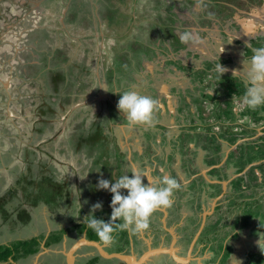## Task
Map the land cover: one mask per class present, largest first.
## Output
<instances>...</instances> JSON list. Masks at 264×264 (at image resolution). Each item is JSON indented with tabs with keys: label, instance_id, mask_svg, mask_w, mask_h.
Wrapping results in <instances>:
<instances>
[{
	"label": "flooded vegetation",
	"instance_id": "flooded-vegetation-1",
	"mask_svg": "<svg viewBox=\"0 0 264 264\" xmlns=\"http://www.w3.org/2000/svg\"><path fill=\"white\" fill-rule=\"evenodd\" d=\"M98 1L99 5L101 4L98 10L90 7L92 2L90 0L83 8L73 6L68 12L69 17L65 19L66 25L76 32L98 15L100 39L103 37L102 33H110V36H114V40L110 37L104 42L98 41L96 32L86 35V38L80 34L77 37L81 42L77 46L73 45V51L66 38V47L56 48V40L61 43V34L58 30L61 28L57 26L54 15L49 17L47 12L37 11L30 0H27L24 6L13 0L9 4L12 8L11 15L15 16L16 12L23 11L21 16L14 18L12 27L5 29L8 36L5 39L8 43L4 47L8 52L7 56L12 59L10 75L12 79L17 76L16 81L20 91L23 90L22 86L29 85V80L32 78L45 86L42 97L53 111L41 107L44 112L34 123L37 130L33 132V136L35 140L44 136L51 137L47 149L50 154L53 151L56 153L52 154L53 156L45 153L38 157L39 153L33 150L32 145H24L25 143L20 140L21 136L5 135L11 124H8L9 127L3 124V128H0L2 131L0 141L5 140L10 144L8 149L13 155L8 161H0L3 165L5 162L8 168L9 163H13L12 168L9 169L13 179L5 185L6 191L17 184L22 171L26 174L32 173L33 177H36L35 169L44 168L41 165L44 163L49 169L54 170L58 180L68 179L65 193H69L71 197L74 193L73 205L74 199L76 201L78 198L80 207L85 208L84 211L89 215L92 205L98 202L97 196L91 193L93 189L97 195L105 193L106 200L111 201L110 192L96 187L101 178L114 180L118 175L127 173L131 175L129 172L132 168L141 172L148 171L149 176L155 180L163 175H171L181 185V188L174 193L172 212L174 209V213H177L185 203L196 201L195 199L197 203L195 205L190 203L194 213L186 216L185 224L180 226L185 227V232L178 230L174 239L171 235L167 236L169 245H172L171 242L178 243L181 248H187V252L201 249L203 258L200 260L203 264H251L252 262L263 264L264 258L258 256L254 258L252 250L254 246L260 247L262 240L251 239L248 225L244 226L247 233H242L239 239H235L233 233L240 232V229L232 230L229 221L225 226H219L221 221L219 217L224 216L226 220L225 216L232 217L234 212L238 211L230 207V202L233 200L247 202L264 199V195L263 198H260L262 195L258 198L245 197L234 185L243 178L246 185L241 190L246 191L255 181H258L257 184L264 182V171H262L264 170L262 168L264 117L261 120L257 118V114L262 111L254 114L251 111L247 112L249 108L243 103L245 88L239 87L241 83L246 86L243 75L223 73L220 76L215 71L217 64L228 66L235 61L234 58L219 54L211 55L204 50L205 48L201 49L200 41L204 36H208L212 45L216 44L219 37L223 38L224 42H235L238 47H242L247 62L253 48L264 46V0ZM107 5L108 13H106ZM114 5L119 8L121 5L123 9L114 10ZM144 13L148 21L142 18ZM160 15L164 23L158 20ZM189 29L200 37L198 42L186 44L179 40L178 33ZM35 37L39 39L46 37V39L38 41L34 39ZM117 41L120 44L122 42L123 51L117 55H109L111 45L116 44ZM133 43H138L136 47L139 49L143 48L138 55L131 54ZM89 47H96L98 52L104 50L108 53L101 60L106 64V68L105 73L101 70L100 76L94 74L92 66H84L92 59V57L88 58L86 52V50L89 52ZM98 48L101 50L99 51ZM131 56H138L139 60L134 61ZM40 57L42 64L37 63ZM72 58H76L75 63L80 58L79 62L84 67L78 71L77 66H74L75 72H71L68 63ZM47 64L50 65L49 69H45ZM29 69L35 72L30 73ZM59 72L62 74L66 72L65 74L71 79L68 80V77L55 79ZM99 78L102 81L108 80L107 89L97 86L96 80ZM168 88L169 95L166 91ZM125 90H135L150 95L158 101L157 123L154 127L127 125L122 113L117 109L120 94L116 93ZM22 94L23 92L20 93ZM21 97L15 99L19 101L22 100ZM169 99L178 103V120L182 118L179 120L182 129L179 136H169L161 123L163 116L161 100L165 103V100ZM232 99L237 103L238 114L236 117L229 114L226 119H222L221 114L217 115L220 107L223 105L227 108L226 103ZM36 102L37 97L32 105H37ZM59 105L68 109L62 112L59 110ZM215 105H218L217 109ZM64 114H66L65 118H63ZM246 116H249V121ZM245 119L246 122H241ZM100 121L102 124H99ZM221 124L223 127L220 126ZM118 125L127 126L124 137L117 135L115 128ZM187 128L189 131L184 132ZM128 132L133 134L128 135ZM186 133L190 135L187 136ZM104 138L108 139L105 143L102 142ZM70 139L74 142L70 143ZM98 139L101 141L96 145L94 140ZM91 140L93 141L91 144L96 148L95 150L90 148L89 151L86 145ZM225 141H228L227 151L224 146ZM254 144L257 145L256 149H252ZM214 147L219 149L213 150ZM212 153L214 155H211ZM202 155L208 157V160L213 156L218 159L210 162L212 165L210 173L214 176L209 179L210 181L206 180V172L199 166V157ZM57 160H65L68 169L64 170ZM229 169L235 173L231 180L229 178L232 170L229 173ZM250 171L258 172L259 177L253 179L248 186L247 182L250 179L246 175L251 174ZM215 175L220 177L223 175V177L216 179ZM224 176L228 181H224ZM200 178L206 182L203 183ZM196 181L200 183L193 188ZM145 182H147L146 177ZM224 184L228 186L227 191H224ZM213 187H219L220 190L215 192ZM206 194L209 198H217L218 204L214 209H209L210 203H205L204 206L202 199ZM222 199H225V202ZM220 200L223 203L219 202ZM83 201L92 202H89L90 208H86ZM65 207V202L60 201L58 208ZM247 208L248 206L244 210L248 211ZM110 210L111 208H106L108 213ZM242 213L238 211V215ZM95 214L105 216L101 209L96 210ZM83 220L76 219L79 223ZM157 224L154 220L149 223L159 237L163 232L161 225ZM85 232L88 237L87 230L83 233ZM128 234L127 244H131V234L129 232ZM114 239L123 240L125 243L126 238ZM137 241L138 243L135 240L136 247L144 245L142 240ZM175 249L172 248L169 252L174 254L171 260L176 264H198L196 256L188 261V253L183 255L182 251L176 249L175 252ZM208 253L210 255H207ZM142 254H145L144 251ZM176 257L182 261L177 263ZM208 260H213V263H207Z\"/></svg>",
	"mask_w": 264,
	"mask_h": 264
},
{
	"label": "crops",
	"instance_id": "crops-1",
	"mask_svg": "<svg viewBox=\"0 0 264 264\" xmlns=\"http://www.w3.org/2000/svg\"><path fill=\"white\" fill-rule=\"evenodd\" d=\"M92 1L90 3V7L93 9H99L101 4L99 5L98 0H90ZM88 2V0H30L31 5H34V8H36L37 11L47 12L49 17H52L54 15L55 20L57 21V26H59L61 29H58L61 34V43L57 39L56 40V48L62 49L63 47H66L65 44V38L69 41L70 46L72 47L73 51V45L77 46L81 41L78 39V35H82L84 38H86V35L96 32L95 36L98 38V41L104 42L106 38H110L114 40V36H110V33H102L103 37L100 39V32H99V23H98V15L93 17V19L89 20V24L84 25V27H81L80 29L72 30L66 25L65 19L69 17V11L70 9L75 6L76 8H83L85 4ZM120 8L123 9V7L120 5ZM119 7H116V5L113 6L114 10L119 11ZM109 6L107 5V12L108 13ZM44 12V13H45ZM100 17V16H99ZM142 18L144 20L148 21L146 18V13L142 15ZM83 24V22H81ZM94 27V30H93ZM71 31H73L71 33ZM89 36V35H88ZM77 39V43H75ZM210 37L204 36L202 38V41H200L201 49L205 48L208 53L211 55H221L223 57H231L234 58V62L230 63V65L224 66L227 71L224 73H229L233 75L234 71H238L234 75H243L247 71V62L245 61V57L243 54V50L238 47V45L234 42H229L223 40V38L219 37L216 44L212 45L209 41ZM240 48V49H239ZM56 49V52L58 50ZM99 51L101 48H98ZM86 50V49H85ZM81 52V50H79ZM88 58L92 57L91 60H88L87 64H84L85 67L92 66L94 74H97L100 76L101 70L105 73L104 69L106 68V64L103 63L101 60L104 56H106L105 51L101 50L100 52L97 51L96 47H89V52L86 50ZM98 57V58H97ZM76 58H72V61L68 63V67H71L69 69L71 72H75L74 66H77V70L79 71L82 69L81 62L77 61L75 63ZM34 63V62H33ZM39 63V61H37ZM50 65L47 64L45 69H49ZM86 70V69H85ZM62 74L59 72V75L55 74V79H65L68 76L65 74ZM71 79L68 77V80ZM96 84L98 87H102L104 89L108 88V80H101L99 78L96 80ZM178 84V83H177ZM58 86V85H57ZM72 90V88H70ZM167 94H170L169 88L166 90ZM160 93V91H159ZM161 94V93H160ZM159 94V95H160ZM161 96V95H160ZM102 96H100L101 98ZM79 100V99H78ZM163 112H162V120L161 123L165 126L167 133L169 136H179L180 132L182 131L181 125L178 120V103L172 101L171 99L165 100V103L163 100H161ZM117 131V135L119 136H125V132L127 131V126L124 125H118V127L115 128ZM133 132H128V135H132ZM118 136V137H119ZM228 141H225V147L227 151V144ZM208 157L202 155L199 157V166L202 171L205 173L206 180L210 181L209 179L214 177L210 173V169L212 168L210 165V162H207ZM233 169V168H232ZM232 169H229V173ZM209 170V171H208ZM233 170L231 171L230 180L235 176ZM220 175V174H219ZM217 178H222L218 175ZM150 179L155 180L154 178L150 177ZM227 178L224 176V181ZM229 180V182H230ZM148 182V181H147ZM224 191H227L228 186L224 184ZM204 206L205 203L208 204L209 209H214L216 205L218 204L216 197H211L206 194L203 197ZM206 200H209V202ZM190 200H188L189 202ZM46 206L47 211L49 214L45 213V216L43 217V221L40 222L44 229L40 230L38 228V231H34L32 225L29 226H23L24 224L21 222H17L16 220L13 221H7L6 223H0V245H7L11 244L16 241H24V240H31L33 238H39L41 243L39 245L38 252L30 255H24L20 254V256H11L7 260L0 261V264H176L174 261L171 260V258H174V254H172L170 249L176 248V244L172 243V245L166 244V239L168 235H171L173 239L176 233H178L179 227L182 226L185 220L186 216L192 215L194 213V209L192 210V207L190 203L183 206L181 210H179L177 213H173L171 207L170 208H158L153 214L152 219L158 226L161 225L162 234L161 236H157L156 232L152 229V226L149 225L148 229L141 231L137 234L130 235L131 238V244H125L123 240H115L113 238L112 242L109 244H105L102 241H98L99 245H96L91 242H84V238H87V240H90L86 232L83 234H80L77 232L76 235L71 234L70 232L73 226H60L55 227L51 224L49 221L56 216L54 213H60L61 211H52L46 204L40 203L36 207H34L35 210L39 208L40 206ZM199 205V204H198ZM205 208V207H204ZM31 210V209H30ZM17 215V214H16ZM205 216V215H204ZM14 218H17L13 216ZM57 217V216H56ZM204 219V218H203ZM34 220V215H31V219ZM29 220V221H30ZM29 221L25 222L27 224ZM83 222V221H82ZM62 223V222H61ZM79 223L78 221L75 222ZM17 224L15 227L14 225ZM74 225V226H75ZM22 226V227H21ZM27 227V228H26ZM31 230L29 234L27 232ZM64 229L65 234L63 235L61 241L53 242L50 245H48L47 241L50 237V235L54 232H58L60 230ZM28 230V231H27ZM33 231V233H32ZM26 232V233H25ZM26 234V235H25ZM71 234V235H70ZM129 237V234H128ZM72 239L74 241H72ZM135 240H142L144 245L141 247H136ZM158 241V242H156ZM130 245V247H128ZM86 250V251H85ZM149 251H152L151 256H145ZM176 252V249H175ZM22 253V251H21ZM118 253H122L124 255L128 256V260L116 257L114 255H118ZM180 253V252H179ZM191 253L194 256V252L190 251L189 254V260L191 258ZM95 262H94V261ZM139 261V262H138ZM180 261H177L179 263ZM198 264H201V260H197ZM203 264V263H202Z\"/></svg>",
	"mask_w": 264,
	"mask_h": 264
},
{
	"label": "rangeland",
	"instance_id": "rangeland-1",
	"mask_svg": "<svg viewBox=\"0 0 264 264\" xmlns=\"http://www.w3.org/2000/svg\"><path fill=\"white\" fill-rule=\"evenodd\" d=\"M12 0H0V38H2V40H0V128H3V124H6L8 127V124H11V127H9V129H7V131H5V135H15V136H21V139L25 144L24 145H32V148L34 151L39 153L38 157H41L43 154L45 153H49L48 149H47V144L49 143L48 141L51 139V137L44 136L43 138H40L38 140H35L34 136H33V132L35 130H37L36 126H35V122L38 121V119L40 118V116L42 115V113L44 112V110L41 107H45L47 110L50 109V111H53V109H51V107H49L50 105L47 104L46 101H44L43 97H42V92L44 93V87L42 85V82H36V80H34V78L29 80V85L27 84L26 86H22L23 90L20 91V87L17 86V76H15L13 79L11 78L10 72H12V67H11V63H12V59L11 57L7 56V51L5 50L6 47H4L5 44L8 43L7 39L8 36L5 32V29H10L12 27V22H14V18H18L19 16H21L23 14V11H18L15 13V16L11 15L12 12V8H10L11 5H9L11 3ZM15 2H18L19 4H23L26 3L27 0H13ZM11 11V12H10ZM45 12V11H44ZM39 20V19H38ZM159 21H161V23H164V19L163 17L160 15V19H158ZM138 27V25H137ZM34 39H38V41H45L46 37H41L40 39L38 37H35ZM128 42V41H127ZM127 42L125 43V47L127 46ZM264 42V41H263ZM48 44H51L50 41H47ZM235 43V42H234ZM261 44V43H260ZM122 42L121 44L117 41L116 44H112L110 49H109V55L113 54V55H117V53H119L120 51H123L121 49H123L124 47L122 46ZM138 45V43H133V49H131V54L134 55H138L139 51L143 50L139 49L138 47H136ZM263 45V43H262ZM51 46V45H50ZM105 54H108L107 52H105ZM131 59L133 58L134 61H138L139 57L138 56H131ZM79 59H77V61H79ZM115 60L117 61V59L115 58ZM132 61V60H130ZM40 64L43 63L41 57H40ZM30 73H34L35 71L29 69ZM49 84V82H48ZM59 86V84H56ZM235 85V84H234ZM51 87V84L49 85ZM237 86V84H236ZM43 87V88H42ZM240 89H244L245 87L243 86V84H239ZM39 88V89H38ZM48 88L46 86V91L48 92ZM27 91V92H26ZM23 92L22 95H20V93ZM243 92H245L243 90ZM10 96V98H9ZM24 96V97H21ZM22 98L19 99V101H17V99L15 98ZM37 97V105L33 106V102L34 99H36ZM24 101V102H23ZM39 101V102H38ZM227 108H225L223 105L220 107V112L217 114L220 116V114L223 116L222 119H226V117L229 116V114H233L234 117L237 116L238 112L236 111V106L237 103L235 102V99L230 100V102L226 103ZM240 105H241V101H240ZM216 109L218 108V105H215ZM68 108H66L65 106H61L59 105V110H61L62 112L67 110ZM251 111L253 114L257 113L258 111H262L259 114H257V118L258 120L263 119L264 117V106L258 107L255 110L253 109H247V112ZM41 113V114H40ZM67 114V113H66ZM66 114L63 115V118L66 117ZM246 118L248 119L249 116H246ZM103 119V118H102ZM182 118H180L179 120H181ZM105 121V119H103ZM249 121V119H248ZM241 122H246L245 120H242ZM99 124H102L101 121L99 122ZM98 125V123H97ZM221 127H223V125H220ZM189 128L185 129L184 132H188ZM183 132V133H184ZM0 134H2V131H0ZM187 136H189V133H186ZM1 136V135H0ZM206 136V135H205ZM95 137V136H94ZM96 139V138H95ZM95 144L97 145L98 142H100L101 140H94ZM108 141L107 138L102 139V142H106ZM74 142L73 139H70V143ZM93 141L91 140V142L86 145V147L88 148V150H95V146L93 144H91ZM103 143V144H104ZM10 146L9 143H7V141L4 140V142L0 141V161H8L10 159L12 155V153H10V150L8 149ZM99 146V145H98ZM103 147V146H102ZM207 148L209 146H206ZM257 145L254 144V147L252 146V149H256ZM219 149V147H214L213 150ZM6 153L9 154V156L6 157ZM56 152L53 151L51 152L50 155L55 154ZM15 155V154H14ZM211 155H214L213 153ZM53 156V155H52ZM213 160L218 161L217 157L213 156L211 157V159L207 162H212ZM59 165L63 166L62 168L64 170H67L68 168H66V161L65 160H57ZM12 162L9 163V168L6 165V163L4 162V165L1 164L0 162V197L6 192L7 187L5 185H7L9 182L12 181V174L10 173V168H12ZM42 165V164H41ZM45 168V169H44ZM44 168H39V169H35L36 174L40 175V172H42V169L47 172V170H49V168L47 166H45ZM262 168H264V166L262 165ZM264 171V170H262ZM14 172V171H13ZM251 174L247 173V178H249L250 180L247 182L248 186L252 183V180L255 178L259 177V173L256 172L254 173L253 171H250ZM65 174H67V172H64ZM254 173V174H252ZM18 174V173H16ZM31 177V176H29ZM63 178V177H61ZM65 181V182H64ZM200 181H202L203 183L206 182L205 180H203V178H200ZM200 181H196L193 185V188H195L194 186H196L198 183H200ZM63 184L65 185V187H67L68 184V179H63L62 180ZM258 181H255L254 184L252 185V187H250L249 189H246V191H242L240 190L245 197L250 196L248 198H258L262 195H264V182H262L261 184H257ZM1 184L3 185V187L1 188ZM236 185L238 186V182L236 181ZM236 186V187H237ZM215 189V192H218L220 189L219 187H213ZM196 190H194L195 192ZM94 196H97V200L96 201H100L103 204L102 207V211H104L105 216L108 215V212L106 211V208H110L109 204H110V200H106V194H99L97 195L95 192V189L92 190L91 192ZM72 194V193H71ZM252 194V195H251ZM74 193L72 194L73 197ZM78 195V194H76ZM71 197V199H72ZM244 198V197H243ZM193 199H195L193 197ZM245 199V198H244ZM196 201H191V205H195V203H197V199H195ZM223 201L225 199H222ZM241 200V199H240ZM93 201V202H96ZM86 208H90L89 202L83 201ZM219 202H222L221 200ZM225 202V201H224ZM92 203V202H90ZM223 203V202H222ZM231 204V208L234 210H238V211H242V214L238 215V211H235L234 214L231 216L227 215L225 217H227V219L225 220L224 216L219 217L220 224L219 226H225V224H228V221L230 222L231 225V229L232 230H239L240 232H236L233 233L235 239H239L243 234H246V228H244L245 225H248V230H250V237L251 239L255 240V238L257 239H261L262 240V244L260 245V247H255L252 249L253 250V254H254V258L255 256L260 257L261 259L264 258V199L263 200H253V201H247V202H235L234 200L230 202ZM15 205V203L10 202L8 203V206L11 207ZM221 206V205H220ZM248 206V211H245V207ZM73 207V208H72ZM47 207L42 205L39 208L35 209V210H31L30 214L34 215V220H27L28 218L25 216L23 219H18L17 215H15L14 220H16L17 222H21L24 225L23 226H28V224L30 223L34 229V231H38V228L40 230L44 229V226L40 223L43 221V217L46 214H49L47 211ZM85 208H81L80 204L78 203V198L75 201L74 199V205L73 202L71 203V205H66V207L64 209H60V213H54L56 216H54V218H52V220L49 219V221L51 222L52 225H54L55 227H60V226H73L70 232L71 234L76 235L77 232L80 230L76 225V219L77 220H83L85 216L88 215L87 211H84ZM174 209H173V213H174ZM220 211V210H219ZM221 212H223V210H221ZM97 215V214H96ZM95 215V216H96ZM218 219V220H219ZM14 220H11L13 222H15ZM29 221L27 224H25V222ZM153 221V219L150 217V222L151 223ZM62 222V223H61ZM0 223H4L2 219H0ZM185 223V221H184ZM199 223V222H198ZM29 224V226H31ZM215 224V223H214ZM75 225V226H74ZM15 227L17 226V224L14 225ZM28 226V227H29ZM22 227V226H21ZM27 228V227H26ZM64 229L58 231V232H64ZM28 231V230H27ZM179 231L180 232H185V227H179ZM31 232V230L29 229V231L27 232V234H29ZM26 233V232H25ZM33 233V231H32ZM70 234V235H71ZM26 235V234H25ZM131 235H135V234H131ZM232 235V234H231ZM230 235V236H231ZM72 241H74L72 239ZM136 242L138 243V241L136 240ZM158 242V241H156ZM169 242V238L166 239V244ZM177 242V241H176ZM170 244V242H169ZM235 244V243H234ZM130 247V245L128 246ZM176 249L182 251L181 254L183 255H187L186 253H188L186 250L187 248H181V246H179L178 243H176ZM195 250V249H194ZM194 256L191 253V257H195L196 259H201L203 258V254L201 249H197L196 251H194ZM86 251V250H85ZM208 251V249L206 250ZM207 255H210L209 253ZM207 263H213V260H208ZM254 264V262H252ZM251 263V264H252ZM165 264V263H164ZM264 264V263H263Z\"/></svg>",
	"mask_w": 264,
	"mask_h": 264
},
{
	"label": "clouds",
	"instance_id": "clouds-1",
	"mask_svg": "<svg viewBox=\"0 0 264 264\" xmlns=\"http://www.w3.org/2000/svg\"><path fill=\"white\" fill-rule=\"evenodd\" d=\"M178 36L179 40L186 44L200 40L191 29L179 32ZM215 71L222 76L227 69L219 63ZM237 72L234 71L233 75ZM244 79L246 82L244 105L253 110L264 106V46L252 49ZM116 93L120 94L117 109L129 127L136 125L154 127L158 111V101L155 98L135 90ZM129 173L131 175L128 173L118 175L114 180L101 178L97 182V189L112 194L109 204L111 213L107 221L95 216V211L103 207L100 201L93 204L91 213L84 217L83 223H86L105 244L112 242L113 233L117 230L137 234L148 229L152 214L158 208L172 207L174 193L181 188L177 179L171 175H163L158 180H153L150 179L148 171L141 172L132 168ZM145 177L148 182H145Z\"/></svg>",
	"mask_w": 264,
	"mask_h": 264
},
{
	"label": "trees",
	"instance_id": "trees-1",
	"mask_svg": "<svg viewBox=\"0 0 264 264\" xmlns=\"http://www.w3.org/2000/svg\"><path fill=\"white\" fill-rule=\"evenodd\" d=\"M42 165L45 167L44 163H42ZM237 182L238 186L236 182L234 183V185L237 186V191L241 190L243 186L246 185L243 178L239 179ZM65 190H67L65 185L62 181L57 179L52 169L47 170V172H44L42 169L40 175L36 177H33L32 173L26 174L22 171L17 184L11 186L5 194L0 197V219L6 223L7 221L14 220L13 216L17 214L19 220L23 219L25 216L28 218L27 220H29L31 217V210L40 203L46 204L52 211H60L58 208L60 201L63 200L66 205H70L73 202L70 194L65 193ZM10 202L15 203V205L9 207L8 203ZM110 213L111 210L106 216L101 214L95 215L96 218H102L107 221ZM76 226L80 229L78 231L80 234L87 230L90 240L99 241L98 236L93 230L87 227L86 223H76ZM63 231V233H52L47 241L48 245L53 242L61 241L65 234V230ZM113 238H126L125 243L127 244L129 242L127 231L117 230L113 233ZM40 243L41 241L39 238H33L31 240L16 241L11 244L0 245V261L7 260L11 256H20V254H34L38 252Z\"/></svg>",
	"mask_w": 264,
	"mask_h": 264
},
{
	"label": "water",
	"instance_id": "water-1",
	"mask_svg": "<svg viewBox=\"0 0 264 264\" xmlns=\"http://www.w3.org/2000/svg\"><path fill=\"white\" fill-rule=\"evenodd\" d=\"M243 76H245V73L243 74ZM91 242V243H94V244H96V245H98V246H100L99 245V242L98 241H95V240H87V238H84V242ZM173 252V251H172ZM152 251H149V252H147L146 254H145V256H151L152 255ZM114 256H116V257H121V258H124V259H127L128 260V256L127 255H124V254H122V253H118V255H114ZM177 258V260L178 261H182L181 259H179V257H176ZM139 262V261H138Z\"/></svg>",
	"mask_w": 264,
	"mask_h": 264
}]
</instances>
